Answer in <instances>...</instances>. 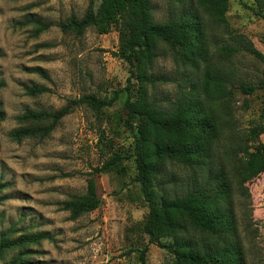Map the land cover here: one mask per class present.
<instances>
[{
  "label": "rangeland",
  "instance_id": "obj_1",
  "mask_svg": "<svg viewBox=\"0 0 264 264\" xmlns=\"http://www.w3.org/2000/svg\"><path fill=\"white\" fill-rule=\"evenodd\" d=\"M96 2V0H94ZM88 0H0V108L5 118L0 121V178L8 183L0 202V231L10 228L13 235L20 232L48 231L53 241L42 240L31 245L30 258L40 264H141L138 250L146 246L145 264H166L172 255L154 243H147L140 222L147 211L138 185L131 152L132 135L123 125L125 117L123 87L129 75L128 65L113 53L117 48V32L110 29L97 33L87 27L79 36L64 33L56 26L32 37L30 25H17L29 16L44 21H60L69 14L82 15ZM153 16L160 21L167 16V0H153ZM253 0H228L226 24L211 26L207 51L208 63L230 72L226 86L232 95L229 101L236 137L246 142L247 148L233 158L245 194L231 179L229 199L222 208L233 220L231 238L241 247L245 264H264V88L246 94L239 82L264 84V60L238 50L231 55L220 54L215 47L235 45L233 36L241 34L264 56V19L253 13ZM39 66L48 78L25 71ZM204 63L196 67L183 65L175 49L160 42L153 60L152 76L159 78L148 86L151 98L164 105L165 96H174L177 82L200 77ZM130 88L135 92L137 82L130 77ZM30 83L48 88L35 97L24 94ZM119 90L111 106L95 114L84 105L76 106L63 116L56 127L43 138L12 140L8 131L17 126L16 116L25 108L54 110L67 98L93 92L108 96ZM149 96V98H150ZM257 126L261 131L257 133ZM110 141L107 150L122 154V172H104L94 176L100 203L94 210L69 219V212L59 208L58 202L73 194L84 192L86 177L92 167L104 159L97 141L100 133ZM227 145L223 134L217 140L216 168L234 174L230 161L222 154ZM260 146V147H259ZM164 174L154 179L153 191L170 195L180 193L190 185L188 167L173 162L164 166ZM206 172L197 171L196 180L214 190L215 183L207 180ZM195 233V232H194ZM195 235V234H194ZM226 235L214 240L227 239ZM167 242L168 238L159 239ZM14 251L6 252V258Z\"/></svg>",
  "mask_w": 264,
  "mask_h": 264
},
{
  "label": "trees",
  "instance_id": "obj_2",
  "mask_svg": "<svg viewBox=\"0 0 264 264\" xmlns=\"http://www.w3.org/2000/svg\"><path fill=\"white\" fill-rule=\"evenodd\" d=\"M253 1L256 6V10L251 8L253 13L264 19V0ZM167 3V16L160 21L153 16L156 9L153 0H88L80 16L69 14L56 22L29 16L17 25H30L32 37L53 25L74 36L81 35L87 27H93L97 33H106L110 29L117 32L118 43L113 54L125 61L129 69L123 87L126 96L122 122L132 135L129 154L135 168L132 179L147 206L140 222L141 231L147 235V243H154L172 255L166 264H245L239 243L231 238L234 225L230 212L221 206L224 200L229 199L231 179L237 181L239 192L245 194L233 156L247 145L236 137L231 118L229 101L232 92L226 86L230 72L219 70L207 59L208 29L226 24L228 0H167ZM233 38L235 45H219L215 47L216 51L231 55L243 50L264 60V56L245 36L235 34ZM160 42L175 49L183 65L195 68L198 61L204 63L200 77L177 82L174 96H165L164 105L155 102L147 88L159 81L158 77L152 76L151 68ZM25 71L48 78L39 66L25 68ZM130 77L136 79L135 92L130 88ZM238 88L250 94L256 88H264V84L239 82ZM23 91L25 95L35 97L47 92L48 88L30 83L24 86ZM118 91L113 90L102 97L89 92L67 98L54 110L25 108L16 116L18 125L8 131V136L16 142L24 138H43L76 106L84 105L95 114H100L116 100ZM263 115L264 105L259 119ZM4 118L5 112L0 108V121ZM260 131L261 127L257 126V133ZM223 133L227 145L225 147L224 144L222 154L232 161L229 167L234 174L231 178L222 168L211 171V163L218 159V136ZM103 137L101 132L97 141L101 143L99 150L104 159L88 172L84 192L58 202L60 209L69 212L71 220L99 205L94 179L96 174L123 171L121 162L124 157L119 152L107 150L105 143L110 144V141H102ZM260 148L264 154V149ZM167 162L191 169L193 173L188 175L191 182L180 193L170 195L162 191L157 196L153 191V181L164 174ZM197 171L206 172L207 180L215 183L212 193L207 185L197 182ZM7 186L8 183L0 178V202L5 198L2 191ZM13 232L10 228L0 231V264H40L30 258L33 252L31 245H37L42 240L53 241V235L48 231L20 232L17 235ZM218 235L228 237L214 240L213 237ZM161 238L169 240L160 242ZM8 251L14 252L6 258ZM145 251L146 246L138 250L141 264H145Z\"/></svg>",
  "mask_w": 264,
  "mask_h": 264
}]
</instances>
